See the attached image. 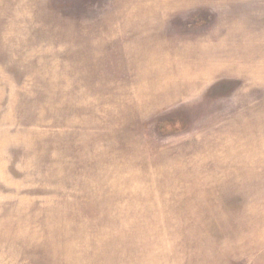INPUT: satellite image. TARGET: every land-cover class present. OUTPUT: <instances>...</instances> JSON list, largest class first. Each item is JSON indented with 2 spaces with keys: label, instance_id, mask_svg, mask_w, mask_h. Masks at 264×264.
I'll return each instance as SVG.
<instances>
[{
  "label": "rangeland",
  "instance_id": "rangeland-1",
  "mask_svg": "<svg viewBox=\"0 0 264 264\" xmlns=\"http://www.w3.org/2000/svg\"><path fill=\"white\" fill-rule=\"evenodd\" d=\"M0 264H264V0H0Z\"/></svg>",
  "mask_w": 264,
  "mask_h": 264
}]
</instances>
